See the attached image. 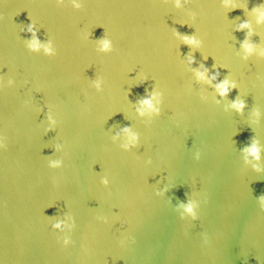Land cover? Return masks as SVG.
I'll return each mask as SVG.
<instances>
[{"label": "water", "instance_id": "obj_1", "mask_svg": "<svg viewBox=\"0 0 264 264\" xmlns=\"http://www.w3.org/2000/svg\"><path fill=\"white\" fill-rule=\"evenodd\" d=\"M262 11L0 0V264H264Z\"/></svg>", "mask_w": 264, "mask_h": 264}, {"label": "clouds", "instance_id": "obj_2", "mask_svg": "<svg viewBox=\"0 0 264 264\" xmlns=\"http://www.w3.org/2000/svg\"><path fill=\"white\" fill-rule=\"evenodd\" d=\"M229 2H230V0H225V3H229ZM177 3L179 4V0H177ZM257 11H259V9H257ZM259 20H260V21H264V11L260 12ZM247 26H248V25H247L246 23L241 25V27H247ZM29 30H31V29H29ZM185 41H186L187 43H189V44H195V43H197L194 39H189L188 37H185ZM31 46H32L33 48L37 47V42H36L35 40H33ZM104 47H105V48L108 47V43H107V42H105ZM245 47H246L249 51H251V46H250V45L245 44ZM198 75H199L201 78H204V73H198ZM227 84H228V82L225 81L224 83H221V84L218 86V87L220 88V90H221L222 93H226V92L228 91ZM144 103H145V104H148L149 101H148V100H145ZM234 106H235L236 108L240 109V108L243 107V104H242V102H241V103H237V104H235ZM250 151H251L252 153H257L258 150H257V148H256L255 146H253V147L250 149Z\"/></svg>", "mask_w": 264, "mask_h": 264}]
</instances>
